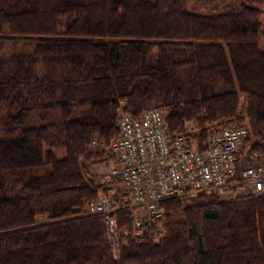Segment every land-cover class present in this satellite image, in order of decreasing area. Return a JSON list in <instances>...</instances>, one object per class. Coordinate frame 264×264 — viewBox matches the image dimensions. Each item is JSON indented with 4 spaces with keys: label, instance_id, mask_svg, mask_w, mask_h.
Returning <instances> with one entry per match:
<instances>
[{
    "label": "trees",
    "instance_id": "obj_1",
    "mask_svg": "<svg viewBox=\"0 0 264 264\" xmlns=\"http://www.w3.org/2000/svg\"><path fill=\"white\" fill-rule=\"evenodd\" d=\"M251 1L0 0V264H264V190L165 197L136 232L125 192L94 172L113 155L91 144L116 134L119 111L158 108L200 149L244 126L236 157L264 164V14ZM98 193L117 204L115 256L85 210Z\"/></svg>",
    "mask_w": 264,
    "mask_h": 264
},
{
    "label": "built area",
    "instance_id": "obj_2",
    "mask_svg": "<svg viewBox=\"0 0 264 264\" xmlns=\"http://www.w3.org/2000/svg\"><path fill=\"white\" fill-rule=\"evenodd\" d=\"M117 132L101 144L113 158L105 164L133 205L135 231L146 222L158 218L162 208L158 201L210 189L228 193H257L264 190V164L236 157L237 140L245 133L244 126H231L210 131L202 149L193 145L189 131L169 134L158 108L142 110L136 117L119 111ZM115 190L110 187L109 193ZM117 204L108 194L98 193L85 204L89 213L102 216L106 236L115 244Z\"/></svg>",
    "mask_w": 264,
    "mask_h": 264
},
{
    "label": "rangeland",
    "instance_id": "obj_3",
    "mask_svg": "<svg viewBox=\"0 0 264 264\" xmlns=\"http://www.w3.org/2000/svg\"><path fill=\"white\" fill-rule=\"evenodd\" d=\"M191 2H192V0H191ZM212 2V0H205V4H208V3H211ZM251 4L253 5V6H256V7H259V8H261L262 9V13L264 14V0H252L251 1ZM250 4V5H251ZM196 142H197V140L196 139H194V142H193V145L192 146H194V147H196L197 148V146L198 147H200L199 145H196ZM60 153H61V151H59ZM252 152H255L254 151V149L251 147L250 148V153H252ZM59 154V153H58ZM99 165L100 164H98V165H96V167L94 168V172L96 173V175L99 177V179L100 180H103V181H105V184H106V186H108L109 188L110 187H116L117 186V181H116V179H114V177L112 176V175H110L111 173H110V171H109V169H108V166H106V167H99ZM108 179V180H107ZM107 181V182H106ZM108 191H110V189L108 190ZM217 194H218V196L219 197H221V198H224V197H226V196H231V195H234V194H232V193H228L225 189H220V190H217ZM107 242H108V248H109V251L111 252V254H112V256H115V255H117V250H118V247H117V245H113V243H112V240L111 239H108L107 238V240H106Z\"/></svg>",
    "mask_w": 264,
    "mask_h": 264
}]
</instances>
